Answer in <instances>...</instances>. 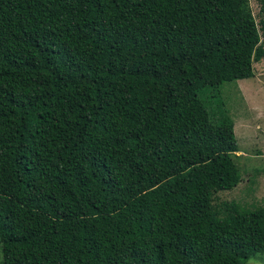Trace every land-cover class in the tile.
I'll use <instances>...</instances> for the list:
<instances>
[{"label":"trees","instance_id":"obj_1","mask_svg":"<svg viewBox=\"0 0 264 264\" xmlns=\"http://www.w3.org/2000/svg\"><path fill=\"white\" fill-rule=\"evenodd\" d=\"M249 0H0V263L245 264L225 83L264 59ZM224 90V87H223ZM223 207V208H222Z\"/></svg>","mask_w":264,"mask_h":264},{"label":"rangeland","instance_id":"obj_2","mask_svg":"<svg viewBox=\"0 0 264 264\" xmlns=\"http://www.w3.org/2000/svg\"><path fill=\"white\" fill-rule=\"evenodd\" d=\"M249 7L258 22L259 1L249 0ZM253 69V77L225 83L224 90L221 88L234 121L241 177L232 190L218 192L214 203H233L239 209L264 207V59L254 62ZM245 264H264V252Z\"/></svg>","mask_w":264,"mask_h":264}]
</instances>
